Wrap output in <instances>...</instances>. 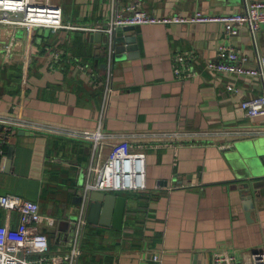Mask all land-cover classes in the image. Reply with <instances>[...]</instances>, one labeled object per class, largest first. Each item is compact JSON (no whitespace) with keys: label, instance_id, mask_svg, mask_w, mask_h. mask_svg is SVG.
<instances>
[{"label":"crops","instance_id":"0c3cea01","mask_svg":"<svg viewBox=\"0 0 264 264\" xmlns=\"http://www.w3.org/2000/svg\"><path fill=\"white\" fill-rule=\"evenodd\" d=\"M111 1L51 0L61 9L62 23L81 27L105 23ZM129 1L114 0V7ZM138 1L158 16L228 13L243 6V0ZM91 34L0 25V115L14 125L38 124V129L15 126L3 145L0 195L37 201L49 251L67 252L76 209L72 199L83 185L92 145L63 131H92L100 122L104 132L124 137L115 142L124 139L145 152L146 189L116 192L126 197L120 229L87 221L76 264H212L214 251L242 261L264 251V200L246 215L251 205L240 197V181L248 167L237 150L240 142L264 146V116L248 117L240 106L260 96L262 88L250 76L205 68L226 42L247 57L246 65H254L247 29L227 37L216 23L137 25L124 35L136 37L138 56L113 57L106 99L104 45ZM257 40L264 55V26ZM9 42L11 59L3 50ZM184 50L197 55L199 74L181 80L173 74L172 59ZM81 63L88 68L80 70ZM228 83L236 90H228ZM9 150L12 164L5 166ZM17 218L0 207L1 225L14 230ZM154 254L161 261H154Z\"/></svg>","mask_w":264,"mask_h":264},{"label":"built area","instance_id":"2783aa9c","mask_svg":"<svg viewBox=\"0 0 264 264\" xmlns=\"http://www.w3.org/2000/svg\"><path fill=\"white\" fill-rule=\"evenodd\" d=\"M111 1L110 16L103 24L92 27H81L64 24L61 21V9L51 0H0V25L27 29H83L90 32H101L106 37L103 44L105 55L102 80L105 85L104 98L110 91L112 62L114 57V35L119 27L145 24H206L222 25L227 37L237 35L244 27L249 33L254 51V65H246L247 57L229 42L218 46L215 60L205 63V68L222 74L250 76L262 88V94L241 101L240 106L248 117L264 116V55L258 47L257 35L264 26V0H243L240 10L228 13H205L201 10L189 15L171 13L158 16L141 8L138 0H130L124 7L116 9ZM13 43L3 47L5 57L13 56ZM59 58V52L52 54ZM172 71L177 79L185 80L197 74L198 57L193 50L177 52L173 56ZM85 70L86 64L76 65ZM227 89L235 91L231 83ZM20 127L38 129L34 122H20ZM8 117L0 115V157L5 158V145L16 131ZM57 129H55L56 131ZM262 131H259V133ZM63 135L77 140L91 142V154L84 175V182L79 190L81 201L76 205L71 217L73 231L69 237L67 252L49 251L48 235L42 230L40 205L37 201L23 198L16 194L0 195V207L17 214L18 224L14 230H9L0 224V264H76L82 252L84 228L87 224L89 195L92 191L120 192L141 191L146 189V154L139 147H133L126 140L115 142L120 138L112 133L104 132L99 122L92 131L72 129L63 131ZM164 136V135H163ZM154 261H161L160 254L152 255ZM212 264H264V251H257L249 261L238 260L227 251H214L211 255Z\"/></svg>","mask_w":264,"mask_h":264},{"label":"water","instance_id":"95a60500","mask_svg":"<svg viewBox=\"0 0 264 264\" xmlns=\"http://www.w3.org/2000/svg\"><path fill=\"white\" fill-rule=\"evenodd\" d=\"M135 26H123L117 28L113 51L116 59L134 58L138 56V44L136 37L125 36L127 31H134ZM90 38L97 42H106L103 33L95 31ZM128 52V53H127ZM105 67V64H103ZM260 141L240 142L237 146L238 156L248 167V172L240 181V197L247 208L246 215L249 217V211L254 208L255 203L264 200V146ZM12 164V151L9 150L6 155L5 166ZM89 206L87 212V221L101 226H112L120 229L123 223V217L126 206V197L118 195L116 192L92 191L89 195ZM81 197L77 194L72 202L78 205Z\"/></svg>","mask_w":264,"mask_h":264},{"label":"trees","instance_id":"16d2710c","mask_svg":"<svg viewBox=\"0 0 264 264\" xmlns=\"http://www.w3.org/2000/svg\"><path fill=\"white\" fill-rule=\"evenodd\" d=\"M82 244H84V242H82ZM83 248V245L81 246ZM49 249H50V245H49ZM83 254V249H82V252H81V255L79 256V258L82 256Z\"/></svg>","mask_w":264,"mask_h":264},{"label":"rangeland","instance_id":"374dc122","mask_svg":"<svg viewBox=\"0 0 264 264\" xmlns=\"http://www.w3.org/2000/svg\"><path fill=\"white\" fill-rule=\"evenodd\" d=\"M118 193V192H117ZM61 225H63V223H61Z\"/></svg>","mask_w":264,"mask_h":264}]
</instances>
